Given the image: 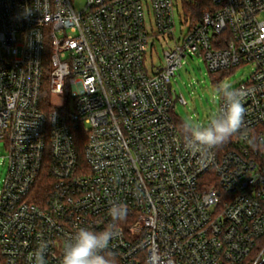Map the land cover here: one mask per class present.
<instances>
[{
    "label": "built area",
    "instance_id": "built-area-1",
    "mask_svg": "<svg viewBox=\"0 0 264 264\" xmlns=\"http://www.w3.org/2000/svg\"><path fill=\"white\" fill-rule=\"evenodd\" d=\"M84 1L0 0V264H32L42 241L60 264L113 200L128 208L109 245L122 264H264V145L249 143L264 138V0H204L197 25L175 0ZM190 55L212 74L252 67L234 87L244 127L204 166L173 111Z\"/></svg>",
    "mask_w": 264,
    "mask_h": 264
},
{
    "label": "clouds",
    "instance_id": "clouds-1",
    "mask_svg": "<svg viewBox=\"0 0 264 264\" xmlns=\"http://www.w3.org/2000/svg\"><path fill=\"white\" fill-rule=\"evenodd\" d=\"M214 95L221 98L222 104L212 113L207 124L191 120H185L182 124L185 147L192 153L201 154L202 166L210 159L213 149L229 142L244 127L245 109L242 101L247 91L236 89L231 83L226 82L215 89ZM249 143L253 146L264 145V138L257 140L253 136ZM127 214L128 208L125 203L111 201L108 209L111 222L100 232L79 228L64 245L60 264H115V258L109 253V245L110 241L120 236L118 227L126 220ZM47 248V242L42 241L33 254L32 264H46Z\"/></svg>",
    "mask_w": 264,
    "mask_h": 264
},
{
    "label": "rangeland",
    "instance_id": "rangeland-1",
    "mask_svg": "<svg viewBox=\"0 0 264 264\" xmlns=\"http://www.w3.org/2000/svg\"><path fill=\"white\" fill-rule=\"evenodd\" d=\"M184 0H175L179 14L188 17V25L192 24L193 14L199 12L195 7L196 0H185L189 6L183 8ZM84 0H75L74 6L77 10L84 7ZM184 9V10H183ZM178 25V23H177ZM179 34V25L176 28ZM166 46H156V53H153L152 61L154 65H162L163 51ZM251 65H246L232 71H224L212 74L208 71L200 56L190 55L182 59L180 68L172 78V87L176 94L183 98L184 104L179 100L174 104V115L182 122L191 120L195 123L207 124L212 113L218 110L220 97L214 95L215 89L223 83H231L233 87L246 82ZM3 151H0L2 157ZM5 168L0 166V178L4 176Z\"/></svg>",
    "mask_w": 264,
    "mask_h": 264
},
{
    "label": "trees",
    "instance_id": "trees-1",
    "mask_svg": "<svg viewBox=\"0 0 264 264\" xmlns=\"http://www.w3.org/2000/svg\"><path fill=\"white\" fill-rule=\"evenodd\" d=\"M205 1L204 0H196V4H195V7L198 9L199 8V12H197L196 14H193L194 18L192 19V25H197L200 21V10L202 8V6L204 5ZM183 8H185V6H189L187 1H183ZM184 10V9H183ZM46 71H47V75H48V62L46 61ZM47 88H48V80H45V83H44V88H43V95H42V103L44 106H47L48 104V91H47ZM176 123L177 125L180 127V129L182 130V124L183 122L176 118ZM80 140L78 139L77 141V148L79 150V158L82 160V154H81V149H82V142H79ZM50 174L47 172L44 173V175L40 176L39 180L37 181V184H36V188L34 189V193L32 195V199L35 200V201H39L42 196H44V194L46 193V190L48 189V186L46 184L47 180H48V176ZM113 256V255H111ZM114 257V256H113ZM115 258V264H122L120 262V260L116 257Z\"/></svg>",
    "mask_w": 264,
    "mask_h": 264
},
{
    "label": "water",
    "instance_id": "water-1",
    "mask_svg": "<svg viewBox=\"0 0 264 264\" xmlns=\"http://www.w3.org/2000/svg\"><path fill=\"white\" fill-rule=\"evenodd\" d=\"M174 102H176V98L174 99Z\"/></svg>",
    "mask_w": 264,
    "mask_h": 264
}]
</instances>
